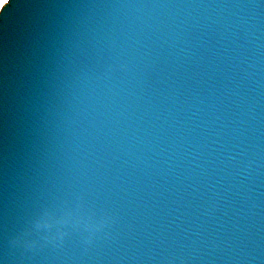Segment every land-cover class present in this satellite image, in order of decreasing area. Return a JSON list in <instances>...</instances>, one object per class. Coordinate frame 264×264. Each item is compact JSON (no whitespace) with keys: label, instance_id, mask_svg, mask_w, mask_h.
Listing matches in <instances>:
<instances>
[{"label":"water","instance_id":"1","mask_svg":"<svg viewBox=\"0 0 264 264\" xmlns=\"http://www.w3.org/2000/svg\"><path fill=\"white\" fill-rule=\"evenodd\" d=\"M0 264H264V0L0 7Z\"/></svg>","mask_w":264,"mask_h":264},{"label":"clouds","instance_id":"2","mask_svg":"<svg viewBox=\"0 0 264 264\" xmlns=\"http://www.w3.org/2000/svg\"><path fill=\"white\" fill-rule=\"evenodd\" d=\"M2 58H3V65H4V69H5V78L7 76V65H8V49H7V40L4 41V47H3V53H2ZM41 222L43 223V225H47L48 224V217H47V213H42L41 215ZM18 241L20 243H22L24 246L26 247H30L32 246V244L34 243V241L27 239L26 237H20L18 238Z\"/></svg>","mask_w":264,"mask_h":264},{"label":"snow or ice","instance_id":"3","mask_svg":"<svg viewBox=\"0 0 264 264\" xmlns=\"http://www.w3.org/2000/svg\"><path fill=\"white\" fill-rule=\"evenodd\" d=\"M8 0H0V7L6 6Z\"/></svg>","mask_w":264,"mask_h":264}]
</instances>
